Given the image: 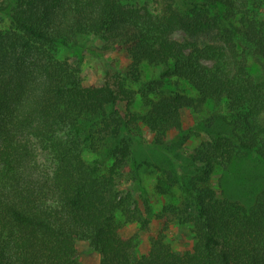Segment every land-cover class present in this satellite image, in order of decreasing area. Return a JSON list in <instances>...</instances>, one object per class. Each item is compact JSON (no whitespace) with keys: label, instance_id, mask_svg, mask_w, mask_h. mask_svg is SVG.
Instances as JSON below:
<instances>
[{"label":"trees","instance_id":"16d2710c","mask_svg":"<svg viewBox=\"0 0 264 264\" xmlns=\"http://www.w3.org/2000/svg\"><path fill=\"white\" fill-rule=\"evenodd\" d=\"M83 38L103 63L98 85L59 57ZM117 50L125 70L104 58ZM249 56L264 65V0H0V264H82L78 242L95 264H264V75ZM142 63L159 74L143 82ZM184 110L206 113L190 151L169 137ZM250 160L263 171L241 175ZM146 169L181 201L153 214ZM217 170L240 197L213 188ZM152 220L140 254L121 230ZM172 225L188 249L174 248Z\"/></svg>","mask_w":264,"mask_h":264},{"label":"rangeland","instance_id":"374dc122","mask_svg":"<svg viewBox=\"0 0 264 264\" xmlns=\"http://www.w3.org/2000/svg\"><path fill=\"white\" fill-rule=\"evenodd\" d=\"M7 23H2L1 27H5ZM184 38L182 32H176L173 35V39L181 41ZM99 51L94 49V47L86 42V39L83 38L79 45L75 49H60L59 57L61 59H68L69 62L75 64L80 60L81 66V76L83 84L86 86L89 85H98L102 82V75L104 71L103 63L98 57ZM106 60H112L115 66L126 69L129 64V57L121 50L110 52L104 57ZM248 64L256 73L264 75V65H259L251 56L248 57ZM141 69V79L143 82L155 78L160 70L159 68L148 65L147 63H142L140 66ZM173 83V81H172ZM132 88L137 89L136 85H133ZM177 89L182 93L188 96H195V91L191 86L182 80L178 81ZM135 111L144 112L145 108L142 105L139 97L136 98V105L134 108ZM182 124L183 130L181 133L171 134L169 137H178L180 136L181 140L184 143V147L187 150H192L196 148L200 142L205 140V134L200 130L202 126L205 114H196L188 110L182 111ZM144 140L151 141L152 136L147 132H143ZM146 139V140H145ZM154 151V152H153ZM147 153L150 162L160 164L165 162L162 160V155L157 151L153 150ZM185 156V155H184ZM183 157H180V161H183ZM89 160H92L95 156L90 154L87 156ZM171 160V159H170ZM239 167V173L243 176L257 175L263 171V162L260 161H247L244 163L237 164ZM150 169H146V172H143V184L147 188L151 203L153 214L158 213L162 207L166 204H178L182 199V194L178 188H173L169 194L163 195L157 192L155 188V175L150 173ZM223 172L217 170L211 178L213 188L219 193L222 191L220 184H223L225 192L233 197H240L241 187L237 184L235 180L229 177H222ZM160 227V222L158 220H152L149 230H139L138 225L129 224L125 225L122 228V233L125 235L131 236L135 235L138 238V253H145L148 249V235L154 233ZM179 227L172 225L170 229L166 231L168 234L174 248L178 251H184L190 247V242L187 236L184 233L178 231ZM76 257L82 264H95L98 261V255L92 252L89 246L85 242L77 243Z\"/></svg>","mask_w":264,"mask_h":264}]
</instances>
